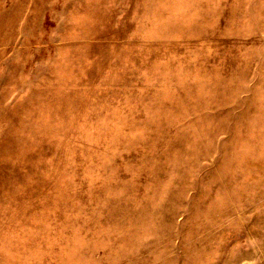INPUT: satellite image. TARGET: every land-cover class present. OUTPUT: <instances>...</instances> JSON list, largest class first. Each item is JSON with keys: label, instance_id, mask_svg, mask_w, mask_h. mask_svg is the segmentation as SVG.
<instances>
[{"label": "rangeland", "instance_id": "obj_1", "mask_svg": "<svg viewBox=\"0 0 264 264\" xmlns=\"http://www.w3.org/2000/svg\"><path fill=\"white\" fill-rule=\"evenodd\" d=\"M0 264H264V0H0Z\"/></svg>", "mask_w": 264, "mask_h": 264}]
</instances>
